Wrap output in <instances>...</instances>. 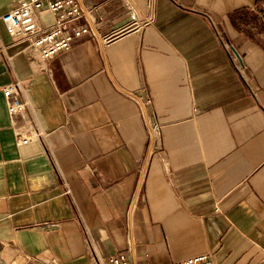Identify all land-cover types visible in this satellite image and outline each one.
<instances>
[{
  "label": "crops",
  "instance_id": "1",
  "mask_svg": "<svg viewBox=\"0 0 264 264\" xmlns=\"http://www.w3.org/2000/svg\"><path fill=\"white\" fill-rule=\"evenodd\" d=\"M80 2L91 31L49 73L0 22L1 259L259 264L264 0ZM17 4L0 0V15ZM131 14L152 22L129 29ZM15 79L45 134L22 146L1 92Z\"/></svg>",
  "mask_w": 264,
  "mask_h": 264
},
{
  "label": "built area",
  "instance_id": "2",
  "mask_svg": "<svg viewBox=\"0 0 264 264\" xmlns=\"http://www.w3.org/2000/svg\"><path fill=\"white\" fill-rule=\"evenodd\" d=\"M41 12H47L53 17L52 25L46 30H41L38 25V15ZM130 17L133 23L129 29H136L140 25L152 22L151 15L141 21L136 20L134 14ZM0 22L9 37L28 40L27 51L48 73L50 61L57 53L69 50L74 38L91 31L90 10L85 8L80 0H18L14 8L0 15ZM34 34H37L36 37L31 38ZM1 91L8 115L11 118L21 116L26 124L16 131V143L22 146L44 138L45 134L38 125L34 109L24 96L22 81L15 79L2 86ZM49 156L60 174L58 164L51 152ZM98 260L100 264H132L125 253H116L105 260L102 258ZM170 264H213V262L209 254L198 253L172 260ZM259 264H264V257Z\"/></svg>",
  "mask_w": 264,
  "mask_h": 264
},
{
  "label": "rangeland",
  "instance_id": "3",
  "mask_svg": "<svg viewBox=\"0 0 264 264\" xmlns=\"http://www.w3.org/2000/svg\"><path fill=\"white\" fill-rule=\"evenodd\" d=\"M4 26V25H3ZM5 28V27H4ZM2 92V91H1ZM2 95H3V93H2ZM3 98H4V96H3ZM5 100V99H4ZM6 103V102H5ZM7 110V109H6ZM0 264H5V262L1 259V257H0Z\"/></svg>",
  "mask_w": 264,
  "mask_h": 264
}]
</instances>
